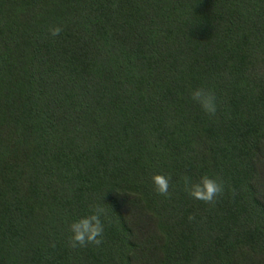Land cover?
Segmentation results:
<instances>
[{
	"label": "trees",
	"instance_id": "16d2710c",
	"mask_svg": "<svg viewBox=\"0 0 264 264\" xmlns=\"http://www.w3.org/2000/svg\"><path fill=\"white\" fill-rule=\"evenodd\" d=\"M0 264H264V0H0Z\"/></svg>",
	"mask_w": 264,
	"mask_h": 264
},
{
	"label": "clouds",
	"instance_id": "9594fccd",
	"mask_svg": "<svg viewBox=\"0 0 264 264\" xmlns=\"http://www.w3.org/2000/svg\"><path fill=\"white\" fill-rule=\"evenodd\" d=\"M51 36L60 33L59 26L49 28ZM190 99L199 105L200 109L208 116H214L217 112V101L212 89L197 87L190 90ZM171 176L161 173L153 174L151 182L156 193L169 196ZM182 190L190 197L204 202H214L224 192L225 185L222 180L209 175H201L194 178L184 175L180 178ZM110 222L107 210L101 204H92L90 211L71 221L68 225L70 236L68 244L72 248L88 245L100 246L104 240L105 224Z\"/></svg>",
	"mask_w": 264,
	"mask_h": 264
}]
</instances>
